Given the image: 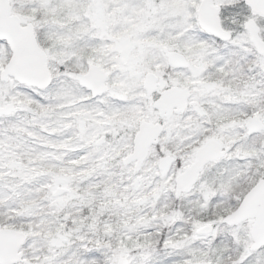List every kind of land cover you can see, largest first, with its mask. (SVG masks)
I'll list each match as a JSON object with an SVG mask.
<instances>
[{
    "label": "snow or ice",
    "instance_id": "6c2138e0",
    "mask_svg": "<svg viewBox=\"0 0 264 264\" xmlns=\"http://www.w3.org/2000/svg\"><path fill=\"white\" fill-rule=\"evenodd\" d=\"M0 264H264V0H0Z\"/></svg>",
    "mask_w": 264,
    "mask_h": 264
}]
</instances>
